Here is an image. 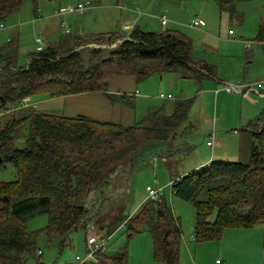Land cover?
<instances>
[{"label": "trees", "instance_id": "trees-1", "mask_svg": "<svg viewBox=\"0 0 264 264\" xmlns=\"http://www.w3.org/2000/svg\"><path fill=\"white\" fill-rule=\"evenodd\" d=\"M21 1L24 0H0L1 23L17 10ZM216 2L221 10L233 9L232 0ZM180 36L139 28L124 38L118 33H107L94 36L93 42L109 46L121 38L113 49L97 46L88 55H81L75 49L58 52L47 45L44 51L32 53L25 67L17 66L4 53L0 56V114L14 107L16 110L26 96L52 99L106 92L109 82L118 75L140 77L159 71H181L191 79L213 75L212 69L193 60L190 43ZM82 45L86 43H79L78 47ZM40 81L47 87L41 90L40 84L36 85ZM175 106L171 115L161 110L151 112L131 126L37 112L20 118L13 114L7 120V116H2L0 167L11 163L17 179L0 182V264H25L27 258L39 259L37 236L26 230L27 217L48 216L44 230L48 242L56 239L64 244L70 234L87 229L92 218L89 209L80 203V196L96 190L106 175H111L123 161L137 159L135 156L141 151L144 150L145 160L162 153L153 147L154 142L165 141L170 131L182 125L191 102ZM262 122L264 115L249 127ZM25 125L29 136L24 147L14 148L17 131ZM263 132L264 126L253 134L256 142L251 146L248 163L212 160L197 171L172 179V195L190 203L195 210V237L190 242L218 239L229 228L264 224ZM172 215L161 198L145 201L136 214L121 222L129 237L142 232L151 235L155 257L166 264H179L181 232ZM95 255V264H127L124 253L111 257L101 249Z\"/></svg>", "mask_w": 264, "mask_h": 264}, {"label": "rangeland", "instance_id": "rangeland-1", "mask_svg": "<svg viewBox=\"0 0 264 264\" xmlns=\"http://www.w3.org/2000/svg\"><path fill=\"white\" fill-rule=\"evenodd\" d=\"M131 1L132 0L21 1L17 10L6 20H2V22L5 21L6 26L4 30L0 31V45L3 43L2 40L4 39V35L6 36L12 33L13 38L18 40L17 58L19 63L24 64L25 57L33 51L35 45L33 43L34 35L38 33V28L44 26L40 24L47 20L49 16H52V14H54V21H56L58 24L57 26H59V29L54 27L58 37H60L61 31L64 30L61 28V23H64L65 29L71 30V34L73 35L76 21L83 18L86 22L85 25L87 27L91 26V24L95 22V14L103 21L102 23L100 22L101 25L99 27H96V24L94 26L101 29L103 33H109L113 32V30L108 31L105 29H111L110 27L114 25L116 15L120 12L117 8L114 9V11L112 9L116 7V5L131 7L129 6V4L132 3ZM134 1L136 3L142 0ZM152 1L172 7L173 10H170L169 16L175 15L182 21L189 15L193 17L198 14V0H181V2L173 0H143V6H145V8L149 7L150 9L153 5ZM78 3L86 4L92 7V9L86 11L82 16L76 13L66 14L64 17L55 16L58 10H63L70 6L74 7ZM235 4L236 9L247 14V21L244 25L245 28H250L248 20H250L251 12L257 7H262L261 15L264 19V0H256L249 3H247V1H235ZM165 9L166 8H163V10L159 12L167 16L168 12L166 13ZM147 13L149 12L147 11ZM34 14H36L37 17L36 20L39 21L38 24H34ZM183 15L185 17H183ZM47 22L51 23V20L48 19L46 23ZM5 23L3 24L5 25ZM8 25H18L20 28L16 27L9 32L6 29ZM175 26L182 30L186 29L185 23H180ZM119 27V33L123 36L124 33L121 26ZM170 27H173V25H170ZM17 31L19 34L14 35V32ZM120 39L109 46L96 43L95 45L113 49L120 44ZM11 53L12 51H9L5 53V55L11 56ZM165 74H167V72H165ZM172 77L175 79L173 75ZM117 79H123V77H117L113 82H110L108 88L111 89L112 92L126 94L128 91H135L137 89L139 92L138 96L144 99L134 108L136 123L143 120L151 112L161 110L168 115L173 105L179 103L177 92L181 88L178 87L179 90L178 88L175 90L174 85L172 87L171 83L165 81L162 83L163 87L160 90L159 75L148 79H144V76L138 78L139 82L135 89V78H128L122 81ZM185 83L188 84L187 82ZM39 84L41 90L47 87L44 81L36 83L37 86ZM190 84L196 88L199 87L194 82H190ZM190 92L194 93L192 90H190ZM161 93L165 95L172 94L175 99L178 100L162 101L158 99V94ZM185 93H187V90H185ZM250 97L255 98L256 96L254 97V95H251ZM33 100L37 102L36 108L31 109V107L30 109L21 111L14 110V107L9 110L11 112L6 113V120L16 112L22 114V117L32 112L47 115H62V109L58 103L50 100L49 97L35 96ZM32 103L34 104V102ZM202 103L204 105L203 107H206L205 100H202V95L196 97L191 108L187 111V118L182 125L170 131L165 141L154 142L155 144L153 147L161 149L162 153L157 155L154 159L149 158L145 160L144 150L141 151L135 156L137 159L132 162L128 160L123 161L111 175H106L107 177L96 190L90 192L88 195L82 194L80 196V203L83 204L85 208L89 209V217L90 220L91 218L92 220L87 226V229H81L70 234L64 244L56 239L52 242H48L46 236H44V230L48 225L47 215L37 214L27 217L25 221L26 230L37 236L35 248L37 249L36 257L38 256L39 259L27 258L25 264H78L76 258L84 259L87 255L86 239L89 237L90 233L99 232L100 228L104 229L101 231V233L104 232V235H101V237L105 240L103 250L107 256L115 257L120 253H124L127 264H166L160 257H155L154 241L148 232L132 234L129 237L126 226H123L124 222H121L122 220L125 221L127 218L129 219L133 214H136L146 198L147 191L157 186L162 188L163 193L161 198L164 199L171 208L173 212L172 216L177 219L180 228L179 264H214L216 260H220L223 264H264V224H257L251 228H229L224 230L221 237L218 239L209 241L195 240L193 244L188 245V247L185 246V240L188 241L191 237H195V210L190 203L183 202L172 195L169 183L172 179L183 174V172H194L196 169L195 167L200 161L201 154L208 152L206 141L211 132V123L207 120L208 117L203 118V115L199 114V107ZM115 123L119 124L120 122ZM0 124L1 126L4 124V118ZM262 126H264V122L251 128V131L257 133ZM233 130L234 129L230 131L231 144H237L242 151L237 158L226 159V161L248 163L250 161L251 146L256 141L252 136L250 150L249 146L248 149L245 150L243 147L246 140L244 137H240L244 135L242 133L233 135ZM236 130L237 132L241 131V129L238 128ZM17 132L16 138H14L12 144L14 148L21 149L24 147L25 139L29 136L28 126L19 127ZM16 179V168L11 163L5 162L4 167H0V182H13L16 181ZM117 226H119V228H116ZM108 236L110 237L108 238ZM39 251L41 254L38 253ZM96 260L97 259H95V261Z\"/></svg>", "mask_w": 264, "mask_h": 264}, {"label": "crops", "instance_id": "crops-1", "mask_svg": "<svg viewBox=\"0 0 264 264\" xmlns=\"http://www.w3.org/2000/svg\"><path fill=\"white\" fill-rule=\"evenodd\" d=\"M142 1H137L135 3V1L132 0V3L129 4L131 7L116 5V7L112 10L114 11V9L117 8L120 12L116 15L114 25L110 27L111 29L105 30H113V32L109 33H118V35L121 36L119 33V26H121L124 33L123 36H121L123 38L127 37L135 28H139L147 32L170 31L176 35H182L180 37L187 40L191 45L193 60L199 64L208 66L213 71V75H205L200 79L188 78L187 75L181 71H175L174 73L173 71H159L157 73L144 76V79H148L159 75L160 90L163 87L162 83L165 81L171 83L172 87L174 85L175 90H177L178 87L181 88L180 90L178 88L179 91L177 92L179 100L175 99L172 94H166L172 95L173 98L170 101H190L192 106L196 97H200L202 95V100H205L206 107H203V103L200 104L199 114L203 115V118L208 117L207 120L211 123V132L206 141V146L210 137L213 138V145L212 147L207 146L208 152L201 154L200 161L195 167V171L207 166L212 160L226 161V159L237 158L240 155V152L242 151L241 148L237 144H231L230 131L232 129H234L233 135H239V133L244 135L240 136L244 137L246 140L243 148L246 150L249 146L250 150L254 132L251 131L249 126L259 116L264 115V19L261 15L262 7H257L251 12L250 20H248L250 28H245L244 25L247 21V14L236 9L235 1H247V3H249L256 0H232L234 2H232L233 9L231 10H221L216 0H198V14L193 17H190V15L185 17L183 15V17L186 18L184 21L175 15L169 16L170 10L173 9L168 5H164L160 2L154 3L152 1L153 5L151 8L149 9V7H146V9L145 6H143L144 3ZM173 1L181 2V0ZM163 8H166V13L168 12L167 16L164 13L159 12L162 11ZM147 11L149 13H147ZM55 14V16L58 17H64L66 15ZM53 15L54 14L48 17V19L51 20V23H46L48 19L43 21L45 19L44 18L42 20L43 22L40 25L44 26L42 28H38V33L34 35V38L36 36L44 37L47 45L52 49L55 48L58 52H67L75 49V51L80 52L81 55H88L92 48H97L92 38L97 35L107 34L103 33L101 29L96 28L101 25L103 20L95 14V22L94 24L92 23L91 26L87 27L85 25V20L81 18L74 24L75 29L73 30V35L71 34V30H63L59 35L60 37H58L54 27L59 29V26H57V22L54 21ZM77 15L82 16L84 14ZM36 18V14H34V24L39 23ZM160 18L164 19L166 24L163 25L160 22ZM195 19L203 20L205 22V26H191V21ZM2 23H5V21ZM180 23H185V30L175 26ZM95 24L96 27L94 26ZM170 25H173V27H170ZM16 27L20 28L18 25H8L6 29L10 32ZM229 30L233 31V35H228L227 32ZM15 34H19V32H14V35ZM3 38V43L0 45V56L4 53L12 51L10 54L11 56L9 57L15 60L16 65L19 67L27 66L32 53H35V45L33 47V51L25 57V63L22 64L19 63L17 58L18 40L13 38L12 33L7 34L6 36L4 35ZM249 40L253 43L246 49L243 43L244 41ZM79 43H86V45L78 47ZM8 47L12 48L8 49ZM165 72H167V74H165ZM120 76L123 77V79L117 80L122 81L128 78H135L136 80L134 82H136V86L134 89L137 88V84L139 82L138 78L142 77L134 75H118L110 82H113L115 78ZM190 82L196 83L199 87L196 88L191 86ZM236 83L261 84L262 89L257 92H251L247 95H238L236 93L221 90V87L224 84ZM108 89L109 88H107L106 92L83 93L54 97L52 99L50 98V100L56 101L62 109V115L55 116H83L100 122H120L119 124L123 126L131 125L133 122L135 124L136 114L134 108H136L137 105L144 100L138 96L139 92L137 89L135 91H128L126 94L121 92H112L111 89ZM185 90H187V93H185ZM190 90L194 93L190 92ZM250 94L256 97H250ZM159 95L160 94H158V99H160ZM27 97L34 102V106L31 109L36 108L37 102L33 100V97ZM160 100L168 101L163 99ZM176 104L173 105L168 115L174 113ZM16 110L21 109L16 108ZM14 114L16 115V118L22 117V114H19L18 112ZM2 116H6V113H1L0 118ZM237 128L241 129V131L237 132ZM262 150L264 152V132L262 136ZM189 172L191 171L185 173L183 172L180 176H184ZM103 230V228H100L98 233L104 235V232L101 233ZM109 237L110 236H108V238ZM184 243L186 247L193 244L190 242V239L188 241L185 240ZM221 264L223 263L221 262Z\"/></svg>", "mask_w": 264, "mask_h": 264}, {"label": "built area", "instance_id": "built-area-1", "mask_svg": "<svg viewBox=\"0 0 264 264\" xmlns=\"http://www.w3.org/2000/svg\"><path fill=\"white\" fill-rule=\"evenodd\" d=\"M72 8V9H70ZM92 7L86 5V4H81L78 3L75 7H68L63 10H58L57 14L58 15H64V14H71V13H76V14H84L86 10L91 9ZM160 22L164 25L166 24V21L162 18H160ZM61 26L65 31L68 29H65V24L61 23ZM191 26L193 27H202L205 26V22L201 19H195L191 21ZM5 29V25L3 23H0V31ZM228 35H233V31L229 30ZM253 42L252 41H244L243 45L247 49L251 46ZM34 44H35V52L40 53L44 51L47 48V42L44 37L42 36H36L34 38ZM262 89L261 84H243V83H236V84H224L221 87L222 91L230 92V93H236L238 95H247L251 92H257L258 90ZM160 99L163 100H171L173 97L172 95H165V94H160L159 95ZM34 104L32 103V100L29 97H23L20 102L18 103L17 108L18 109H28L33 107ZM213 145V138H209L207 142L208 147H212ZM173 184V180L170 181L169 186L171 187ZM163 190L161 187L157 186L155 188H150L147 193H146V198L145 201H159L161 200ZM193 242V240H192ZM105 245V240L101 237V234L97 233H90L89 237L86 239V246H87V255L86 258L80 259L76 258V262L78 264H91L92 263H98V260L95 261L96 259V253L103 249ZM40 253V252H38ZM215 264H221L219 260L215 262Z\"/></svg>", "mask_w": 264, "mask_h": 264}, {"label": "water", "instance_id": "water-1", "mask_svg": "<svg viewBox=\"0 0 264 264\" xmlns=\"http://www.w3.org/2000/svg\"><path fill=\"white\" fill-rule=\"evenodd\" d=\"M0 160H2V158L0 157Z\"/></svg>", "mask_w": 264, "mask_h": 264}]
</instances>
